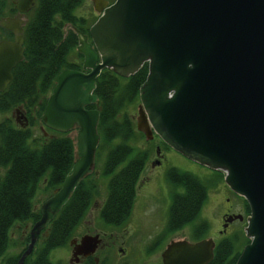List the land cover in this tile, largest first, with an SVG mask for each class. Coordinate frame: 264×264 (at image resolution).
I'll list each match as a JSON object with an SVG mask.
<instances>
[{"label": "water", "instance_id": "water-1", "mask_svg": "<svg viewBox=\"0 0 264 264\" xmlns=\"http://www.w3.org/2000/svg\"><path fill=\"white\" fill-rule=\"evenodd\" d=\"M96 19L77 34L80 69L56 76L41 114L56 131L76 127V160L39 205V218L15 264H23L48 220L94 166L100 105L95 79L104 68L129 76L147 63L139 86L136 128L155 133L185 157L224 173L227 186L249 207L245 243L234 264H264V0H92ZM35 0H18L27 10ZM24 20L4 18L12 40H0V91L23 58ZM93 103L90 108L87 105ZM1 181V175H0ZM241 213L228 215L223 227ZM100 237L71 239V260L94 253ZM214 240L176 239L162 264H206Z\"/></svg>", "mask_w": 264, "mask_h": 264}, {"label": "trees", "instance_id": "trees-1", "mask_svg": "<svg viewBox=\"0 0 264 264\" xmlns=\"http://www.w3.org/2000/svg\"><path fill=\"white\" fill-rule=\"evenodd\" d=\"M81 3L83 0H35L23 28V58L12 68L11 81L0 91V113L3 115L0 119V256L10 242L13 246L22 245L18 252L3 256L0 264H15L26 247L28 233L17 242L11 240L10 229L16 221L33 223L39 218V207L36 208L34 203L38 189L43 185V190L50 195L76 160L75 139L69 131L54 130L52 135L44 137L42 133L35 135L33 126L41 121L46 96L58 72L63 68H81L82 55L76 50L77 34L72 27L66 28L69 24L83 32L88 31L87 18L73 12ZM146 74L147 63H144L126 77L109 68L102 69L96 77L93 92L100 109L95 159L103 155L101 167L78 181L66 202L47 221L23 264H58L50 260V251L69 244L99 193L101 175L109 176L105 198L99 206L103 225L120 226L128 220L136 182L147 155L146 150L136 146L138 139L145 136L136 128L129 107L139 101V86ZM18 105L33 112L28 126H18L4 114ZM87 107H94V104ZM213 174L216 183L221 181L222 171ZM165 179L171 186L165 230L173 231L192 223L193 235L196 239L202 238L208 223L205 219H196L207 197L209 186L206 181L177 166L166 170ZM180 187L182 191H178ZM243 200L246 212H249L248 204ZM248 241L241 228L220 237L206 264H234ZM158 244L152 240L146 249L150 246L148 249H154ZM108 261L107 257H101L98 263ZM85 263L96 264L91 257Z\"/></svg>", "mask_w": 264, "mask_h": 264}, {"label": "rangeland", "instance_id": "rangeland-1", "mask_svg": "<svg viewBox=\"0 0 264 264\" xmlns=\"http://www.w3.org/2000/svg\"><path fill=\"white\" fill-rule=\"evenodd\" d=\"M73 12L78 16L86 17L88 24L92 23L98 15V12L94 10L92 0H83V3L77 6ZM67 27H70V25L66 24V28ZM71 55L72 52L70 53V56ZM138 102L129 107V112H131L133 116L134 123H136ZM4 114L12 116L10 112ZM2 117L3 115L0 113V119ZM40 123L41 122L38 121V123L33 126V133L37 136L41 134V130L39 128ZM70 134L75 139L76 129L70 131ZM146 140L148 139L142 136L138 139L137 143L144 147L149 144ZM151 149L152 154L154 145H151ZM102 161L103 155L98 156L95 159L94 166L91 170L95 171L101 167ZM172 164L195 174L204 182L206 181L205 183L207 187L209 186L207 188L206 200L202 205L199 217L196 219V221L200 219L207 220L209 224V229L205 234L207 237L217 241L221 236L229 235L235 229H244L246 221H244V219H235L232 223H230V226H227L224 233L219 232L222 221L221 214L225 209H228L229 206L235 212H240L242 216L245 213L244 201L241 196L231 193V191H229V189L222 182L216 183L214 180V174L208 172L206 166L179 154V152L177 153L175 150H168L163 157L162 168L165 169L166 166ZM97 173L98 171H96L95 175H97ZM155 174L156 173L151 175L153 178L149 179L148 188L146 186L148 185L146 184L148 179L140 181L131 216H129L128 220L120 226L107 224H105L107 226H104V222L99 216V206L105 198L106 183L109 178V176H99V193L94 197L88 212L80 225L77 227L73 238L76 237L78 239L85 232L97 231L102 233L104 236L103 244L99 246L95 256L97 257V260H99L107 254L110 257V260L105 264H161L160 251L167 243L166 241L162 242L160 247L154 249V251L151 252L149 249L148 252H145L146 247L152 241L153 236L156 235V233L162 228L164 218L167 217L169 203L171 202L170 184L168 185L163 174L159 181L155 179ZM160 182L162 186H159ZM150 184H152V186H150ZM179 189H181V187ZM46 192V190H43V185H41L34 199L36 208H38L40 203L46 198V196L49 195V192ZM227 198H229L228 201ZM31 224V222L16 221V224L10 229L11 240L13 238L17 242L21 241L23 236L28 233ZM183 228L184 229L181 231L171 234L168 241L169 239H179L183 237L189 241L196 239L191 231L190 223L184 225ZM21 246L22 245H20V243L13 246V243L10 242L5 252L2 256H0V260L6 254L18 252L21 249ZM119 247H122L123 250H120ZM49 257L52 262L58 264H86L84 260L74 261L70 259V244L51 249Z\"/></svg>", "mask_w": 264, "mask_h": 264}, {"label": "flooded vegetation", "instance_id": "flooded-vegetation-1", "mask_svg": "<svg viewBox=\"0 0 264 264\" xmlns=\"http://www.w3.org/2000/svg\"><path fill=\"white\" fill-rule=\"evenodd\" d=\"M17 2L18 0H0V40L2 39H6V40H12L14 38V31L13 29L11 28H8L4 25L1 24V20L4 19V18H13V17H16V16H19L21 17V19L24 20V23L22 24V27L24 28V25L26 23V20H27V13L31 10V8L35 5H32L31 7H29L27 10L25 11H21L19 10V8L17 7ZM91 24V23H90ZM89 24V25H90ZM82 31V30H81ZM83 32V31H82ZM88 35V39L90 40V37H89V34H88V31L87 32H84ZM23 36H24V32H23ZM78 52V51H77ZM81 64H82V61H81ZM95 106V105H94ZM92 108V107H90ZM11 115L14 116H10L12 119H13V122L18 125V126H28L29 125V122H30V117H32L33 115V112L31 111H28L27 109H25L22 105H18V106H15L11 109L10 111ZM41 123L39 124V128L41 130V133L43 131V135L44 137L48 136V135H52L53 134V131L54 129L51 130V128L49 127H46L42 124V121H40ZM73 129H76V127H74ZM72 129V130H73ZM71 130V131H72ZM144 135V134H143ZM145 136V135H144ZM146 138V137H145ZM148 140H146V142H148L149 144L147 146H140V144L136 143V146L140 147L141 150H146L147 152V155L144 157V160H143V165H142V168H141V171L139 173V177H138V180L136 182V187H135V197H134V202L136 200V194H137V188L139 187L140 185V181L142 180H147V183L149 182V179H152L153 177L151 176L152 174L156 173L154 176H155V179H157L159 181L160 177L162 176V174L165 176V173H166V170L172 166H175V165H168L164 168H162V163H163V157L165 155V153L168 152V150H174L173 148H171L170 146H168L165 142H163L161 140V138L156 135L155 133L153 134V137L152 138H147ZM155 143H154V142ZM151 145H154V150H153V153L151 154ZM177 152V151H176ZM178 153V152H177ZM180 154V153H179ZM184 156V155H183ZM204 166V165H203ZM146 168V169H145ZM207 168V171L210 172V173H214V171H218L219 170H214V169H211V168ZM162 169H163V172H162ZM222 181H219L218 183L222 182L223 184H225V186L229 189V191H231V193L235 194V195H238L236 193H234L228 186L226 183H224V179L222 177L221 179ZM147 188L149 186L146 185ZM150 186H152V184H150ZM159 186H162L161 185V182H160V185ZM160 188V187H159ZM169 188V186H168ZM183 189H178V191H182ZM240 196V195H239ZM241 198L243 199V197L241 196ZM229 200V198H227V201ZM103 201V200H102ZM244 201V200H243ZM242 201V202H243ZM102 203V202H101ZM244 203V207H245V213L243 214V218L244 221L245 220V217L248 213H246V206H245V202ZM170 205V203H169ZM133 206H134V203H133ZM133 209V207H132ZM168 210H169V206H168V209H167V215H168ZM132 212V211H131ZM237 213H240V212H235L234 210L231 209V207L229 206L228 209H225L223 211V213L221 214V228H219V232L220 233H224L226 231V228L227 226H230V223H232L235 219H239V218H233L231 221H228L226 226L223 227V224L225 223V218L228 216V215H233V214H237ZM131 216V214H130ZM199 217V216H198ZM166 218V219H165ZM164 218V223H163V226L162 228L159 230V232L156 233V235L153 236L152 240H153V243L154 242H159V244L154 248H158L160 247V244L164 241H166L167 243L172 241V240H176V239H169L168 241V238L170 237L171 234H175V232H178V231H181L182 229H184V225L176 230H173V231H168V230H165V225H166V221H167V217ZM241 220V219H240ZM207 221V220H206ZM208 223V222H207ZM190 226H191V231H192V223H190ZM209 229V224H208V228H207V231ZM238 230V229H237ZM206 231V233H207ZM236 231V229L234 230ZM233 232V231H232ZM205 233V234H206ZM84 234H98L99 237H100V240L98 242V245L94 251V253H91V254H88L86 256H83V255H79L78 256V260H86L88 257H91L95 260V263L97 264L99 260H97V257L95 256V253L97 251V249L99 248V246H101V244H103V240H104V236L102 233L100 232H85ZM82 234V235H84ZM81 235V236H82ZM80 236V237H81ZM224 236V235H223ZM79 237V238H80ZM222 237V236H221ZM79 238L77 239L76 237L74 238H71V239H76L77 241H79ZM202 238H210V237H207L206 235H204ZM179 239H185L184 237L183 238H179ZM198 239H201V238H198ZM198 239H195L193 241H196ZM187 240V239H186ZM189 241V240H187ZM193 241H190V242H193ZM70 242V241H69ZM216 242V241H214ZM151 243V242H150ZM166 243V244H167ZM70 244V243H69ZM166 244L162 247L161 251H160V259H161V252L162 250L164 249V247L166 246ZM71 245V253H72V244ZM152 247V246H150ZM148 247V248H150ZM147 248V249H148ZM120 250H123L122 247H119ZM145 250V252H147L148 250ZM154 249H151L150 251H154ZM104 257H107L108 260H110V257L106 254ZM71 259V258H70ZM162 264V262H161Z\"/></svg>", "mask_w": 264, "mask_h": 264}, {"label": "bare ground", "instance_id": "bare-ground-1", "mask_svg": "<svg viewBox=\"0 0 264 264\" xmlns=\"http://www.w3.org/2000/svg\"><path fill=\"white\" fill-rule=\"evenodd\" d=\"M16 72V71H15ZM13 74V73H12ZM13 77H14V75H13Z\"/></svg>", "mask_w": 264, "mask_h": 264}]
</instances>
